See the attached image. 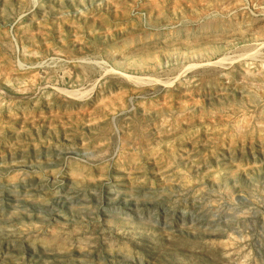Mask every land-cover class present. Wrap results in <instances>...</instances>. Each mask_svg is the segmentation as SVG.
I'll list each match as a JSON object with an SVG mask.
<instances>
[{
  "label": "rangeland",
  "instance_id": "374dc122",
  "mask_svg": "<svg viewBox=\"0 0 264 264\" xmlns=\"http://www.w3.org/2000/svg\"><path fill=\"white\" fill-rule=\"evenodd\" d=\"M0 264H264V0H0Z\"/></svg>",
  "mask_w": 264,
  "mask_h": 264
}]
</instances>
